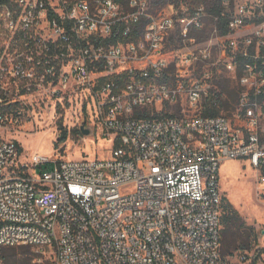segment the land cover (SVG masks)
Masks as SVG:
<instances>
[{
  "label": "built area",
  "instance_id": "2783aa9c",
  "mask_svg": "<svg viewBox=\"0 0 264 264\" xmlns=\"http://www.w3.org/2000/svg\"><path fill=\"white\" fill-rule=\"evenodd\" d=\"M222 16L156 0L0 5V247H51L53 264H223L222 164L248 166L264 201V0H225ZM224 77L237 100L212 114ZM33 92L80 94L109 155L27 151Z\"/></svg>",
  "mask_w": 264,
  "mask_h": 264
},
{
  "label": "rangeland",
  "instance_id": "374dc122",
  "mask_svg": "<svg viewBox=\"0 0 264 264\" xmlns=\"http://www.w3.org/2000/svg\"><path fill=\"white\" fill-rule=\"evenodd\" d=\"M158 1V0H156ZM178 4H202L198 0H176ZM204 4V3H203ZM202 4V5H203ZM0 47L4 49V23L0 22ZM4 67V51L2 53ZM4 82V79H3ZM236 86L235 83H231ZM28 106L25 110L23 130L16 134L25 149L44 155L57 156L60 159H81L105 157L109 155V143L101 137H87L77 133L83 119L90 122L89 104L79 95H72L70 100L54 103L42 100L37 92L26 96ZM67 140L61 141L64 131ZM76 130V132H75ZM81 130V129H80ZM220 190L222 197L239 212L246 227L258 239V246L249 251H235L228 257L231 264H250L260 255L257 264H264V201L257 194L256 175L241 161H226L220 169ZM243 254L248 259L243 261ZM30 259L32 264H53L54 249L51 247H0V264H21Z\"/></svg>",
  "mask_w": 264,
  "mask_h": 264
},
{
  "label": "trees",
  "instance_id": "16d2710c",
  "mask_svg": "<svg viewBox=\"0 0 264 264\" xmlns=\"http://www.w3.org/2000/svg\"><path fill=\"white\" fill-rule=\"evenodd\" d=\"M9 0H0V5L8 2ZM200 3H204L203 6L210 8V10L219 16L218 25L222 26L224 24V19L222 16L223 2L225 0H198ZM232 3L234 0H231ZM162 4L174 3L177 4L176 0H158ZM199 4V5H202ZM221 93L216 97L213 104H218V109H213L212 114H220L222 108H227L231 104L235 103L237 100V89L231 84V80L224 77L220 81ZM226 95V98L223 96ZM218 98V99H217ZM215 106V105H214ZM217 108V107H216ZM149 116L150 112L145 113ZM76 132V130H75ZM77 133L81 134L82 131L77 129ZM67 131L65 130L61 141L67 140ZM222 261L223 264H231L228 257L234 255L235 251H249L253 247L258 246V239L253 235L249 228L246 227L243 219L241 218L239 212L227 201L225 197H222ZM248 254H243L242 259L246 261L248 259ZM260 255L255 256L250 264H257ZM21 264H32L30 259H25Z\"/></svg>",
  "mask_w": 264,
  "mask_h": 264
},
{
  "label": "water",
  "instance_id": "95a60500",
  "mask_svg": "<svg viewBox=\"0 0 264 264\" xmlns=\"http://www.w3.org/2000/svg\"><path fill=\"white\" fill-rule=\"evenodd\" d=\"M86 122H87L86 119H83V121L80 125V129H81L82 133L87 137L94 136L93 127L90 125H86Z\"/></svg>",
  "mask_w": 264,
  "mask_h": 264
}]
</instances>
